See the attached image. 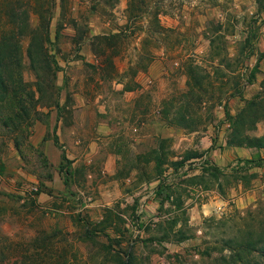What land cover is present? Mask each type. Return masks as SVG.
Segmentation results:
<instances>
[{"label":"rangeland","instance_id":"374dc122","mask_svg":"<svg viewBox=\"0 0 264 264\" xmlns=\"http://www.w3.org/2000/svg\"><path fill=\"white\" fill-rule=\"evenodd\" d=\"M141 1L0 0L23 83L0 96V264H231L227 240L264 247V148L226 142L255 100L240 133L264 135V0ZM26 9L33 26L51 15L59 68L40 93L12 18Z\"/></svg>","mask_w":264,"mask_h":264},{"label":"trees","instance_id":"16d2710c","mask_svg":"<svg viewBox=\"0 0 264 264\" xmlns=\"http://www.w3.org/2000/svg\"><path fill=\"white\" fill-rule=\"evenodd\" d=\"M140 2H142L140 0ZM51 2L48 3L47 7L42 6L41 9L44 12L50 11ZM26 6V5H25ZM18 9L20 7H17ZM26 8V7H25ZM19 13H13V22L20 23L19 28L22 33H28L29 41L26 46V56L29 58L30 68L35 72L37 78L36 88L37 91L41 92V85L38 82L41 79L40 72L46 74H52L54 76L55 70H58V64L53 59L52 55L47 49V43L50 42L49 28L51 15L43 16L40 9L37 11L39 22L37 26L29 24V18L27 9L20 10ZM28 30V32H27ZM20 69V50L16 44L8 42V40L2 38L0 41V96L7 94L8 86L13 82V79L18 78L17 81V92L23 89V83L21 80ZM254 77L252 74L251 79ZM249 79V81H251ZM16 87L13 88V91ZM1 99V97H0ZM261 101H251L247 103L242 111L235 117L234 126L231 135L227 139V143L235 147H255L264 148V135L259 137H247L242 135L241 127L248 117L257 116V110L261 106ZM57 142V140H55ZM198 153H189L183 159L175 161L178 168L183 167L191 158L198 157ZM160 160L157 161V166L160 167ZM166 180V176L161 175L157 183L158 194L162 191L160 185ZM94 231H86V235L94 234ZM228 248L234 249L235 251L230 254L231 264H264V247L257 246L255 241L240 242L235 238H231L226 241ZM244 253V254H243ZM243 254V255H242ZM257 254L260 260H256ZM255 256V257H254ZM127 261L126 263H129ZM125 264V263H124Z\"/></svg>","mask_w":264,"mask_h":264},{"label":"crops","instance_id":"0c3cea01","mask_svg":"<svg viewBox=\"0 0 264 264\" xmlns=\"http://www.w3.org/2000/svg\"><path fill=\"white\" fill-rule=\"evenodd\" d=\"M207 205H208V204H207ZM205 206H206V204L203 205V207H205Z\"/></svg>","mask_w":264,"mask_h":264}]
</instances>
